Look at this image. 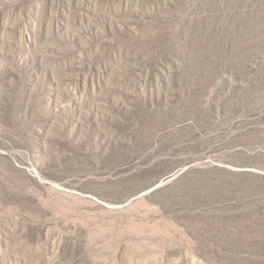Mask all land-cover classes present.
Segmentation results:
<instances>
[{"label":"rangeland","instance_id":"rangeland-1","mask_svg":"<svg viewBox=\"0 0 264 264\" xmlns=\"http://www.w3.org/2000/svg\"><path fill=\"white\" fill-rule=\"evenodd\" d=\"M0 264H264V0H0Z\"/></svg>","mask_w":264,"mask_h":264}]
</instances>
